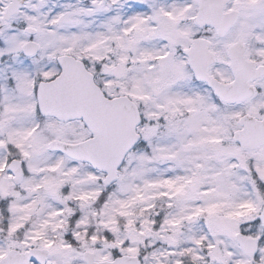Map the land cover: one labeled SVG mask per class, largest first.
Returning a JSON list of instances; mask_svg holds the SVG:
<instances>
[{"label":"snow or ice","instance_id":"snow-or-ice-1","mask_svg":"<svg viewBox=\"0 0 264 264\" xmlns=\"http://www.w3.org/2000/svg\"><path fill=\"white\" fill-rule=\"evenodd\" d=\"M0 264H264V0H0Z\"/></svg>","mask_w":264,"mask_h":264}]
</instances>
